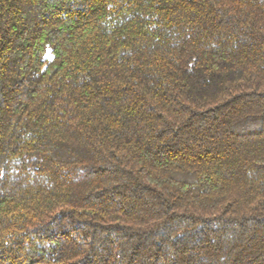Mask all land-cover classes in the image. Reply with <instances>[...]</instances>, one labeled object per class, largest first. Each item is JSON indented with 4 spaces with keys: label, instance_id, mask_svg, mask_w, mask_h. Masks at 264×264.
<instances>
[{
    "label": "trees",
    "instance_id": "trees-1",
    "mask_svg": "<svg viewBox=\"0 0 264 264\" xmlns=\"http://www.w3.org/2000/svg\"><path fill=\"white\" fill-rule=\"evenodd\" d=\"M0 264H264V0H0Z\"/></svg>",
    "mask_w": 264,
    "mask_h": 264
}]
</instances>
